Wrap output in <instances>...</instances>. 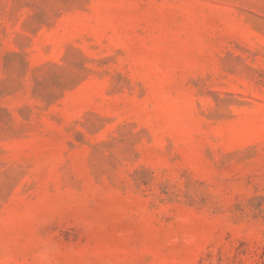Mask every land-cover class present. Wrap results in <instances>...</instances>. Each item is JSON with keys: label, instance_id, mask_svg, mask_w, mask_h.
Instances as JSON below:
<instances>
[{"label": "rangeland", "instance_id": "1", "mask_svg": "<svg viewBox=\"0 0 264 264\" xmlns=\"http://www.w3.org/2000/svg\"><path fill=\"white\" fill-rule=\"evenodd\" d=\"M0 264H264V0H0Z\"/></svg>", "mask_w": 264, "mask_h": 264}]
</instances>
